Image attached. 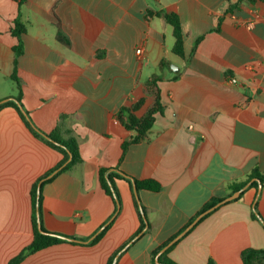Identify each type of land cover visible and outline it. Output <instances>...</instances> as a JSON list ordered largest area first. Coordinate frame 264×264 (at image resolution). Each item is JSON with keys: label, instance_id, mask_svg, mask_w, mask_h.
I'll use <instances>...</instances> for the list:
<instances>
[{"label": "crops", "instance_id": "crops-1", "mask_svg": "<svg viewBox=\"0 0 264 264\" xmlns=\"http://www.w3.org/2000/svg\"><path fill=\"white\" fill-rule=\"evenodd\" d=\"M18 1L0 0V100L16 96L10 79L15 72L33 124L50 133L64 116L62 125L77 139L81 157L43 184L44 230L90 238L114 213L98 171L117 168L161 185L158 192L138 191L147 225L116 260L151 264L152 252L210 199L224 197L230 184L253 171L264 173L263 2L23 0L19 6ZM157 11L178 16L183 58L173 53L172 27L153 14ZM18 14L25 33L14 65L17 39L10 31ZM153 75L161 78L163 113L155 115L147 138L122 156L121 145L134 132L116 113L142 99L136 115L145 114L153 100L144 83ZM61 159L13 108L0 109V264H10L31 242V187ZM115 186L120 209L97 243L55 244L18 264H107L140 226L131 186L121 179ZM256 193L247 187L202 217L167 257L176 264H243L245 249L264 251V227L252 217ZM255 210L264 220V187Z\"/></svg>", "mask_w": 264, "mask_h": 264}, {"label": "trees", "instance_id": "trees-1", "mask_svg": "<svg viewBox=\"0 0 264 264\" xmlns=\"http://www.w3.org/2000/svg\"><path fill=\"white\" fill-rule=\"evenodd\" d=\"M242 0H239L238 3H240ZM264 3V0H259ZM23 0H19L18 4L19 6L22 4ZM236 3V4H238ZM150 13V12H149ZM155 16L161 17L167 24H169L172 27L173 30V37H174V45H173V53L183 58L184 52H183V46H184V34L181 29L180 21L177 15L175 14H167L163 11H157L153 13ZM11 34L17 39V44L13 46L12 51L14 53V65H16V58L22 54L23 52V43H22V36L25 33V26L20 20V15L18 14L15 19L12 22L11 27ZM201 39H197L196 44ZM194 49V48H193ZM160 67H162V63L160 64ZM11 81L14 82L17 94L15 97L7 98V100L0 104V109L5 107H11L13 108L16 113L18 114L19 118L25 125V127L31 132L33 136L44 142L49 147L55 149L62 155L61 161L52 168L49 172H47L43 177L39 178L31 187L30 195L32 200V211H31V225L33 230V237L31 242L19 253V255L13 259L10 264H18L20 261H22L25 257L28 255H31L37 251H40L46 247L59 244V243H84L87 242L89 245H93L97 243L102 236L105 234V232L110 227L113 218L117 215L119 209H120V196L117 191V188L115 186V179H121L126 181L132 188V182L130 180V177L120 171H118L117 168L109 169V168H100L98 171V179L101 189L104 191V193L109 196L113 202L114 205V213L113 216L94 234L91 235L90 238H87L86 240H77V242H71L67 241L65 239H62L61 237L69 238L65 235L59 234V233H50L43 229L41 224V189L44 183H47L51 180L45 179L49 174H51L54 170L61 167L64 163H66L69 159V161L58 171L63 172L68 170L73 164L80 162L81 157L79 154L78 149V142L77 139L71 134V131L69 129H66L63 127L62 122L64 120V116H61L59 119V123L55 127V129L50 133H44L41 130H39L31 121L28 112L24 108L21 97H22V88L20 80L17 78L15 72L10 76ZM161 80L159 75H153L149 77L145 83H144V91L147 95L152 97V105L150 108L145 112L144 115L138 117L136 115V112L141 108L143 104V100L140 99L138 101H135L131 103L129 106H122L116 113V118L120 122V124L128 131H133L134 136L129 141H124L121 145L122 150V156L125 154L127 148L135 143H138L142 140H145L147 138L148 132L153 126L155 122V115L156 114H162L163 113V106L160 102V91L158 88V82ZM1 101V100H0ZM251 179H257L258 182L264 187V173H260L258 171H253L244 181L242 182H236L229 185V193L226 194L224 197H213L210 199L200 210L199 213L205 211L206 209L214 206L218 202H220L222 199L227 197L228 195L232 194L233 192L241 189L243 186L249 183L248 188H256L258 187V183L255 181H251ZM41 182V185L39 187V194L37 195V188L38 183ZM133 182L135 183L137 191L139 190H146L151 192H158L161 190V185L151 179H143V180H137L133 179ZM244 192V191H243ZM241 192L240 195L243 194ZM134 206L137 211L140 226L138 231L133 235L131 240H133L139 233H141L145 228V223L143 221L142 215L140 213V207L141 210L144 213V209L141 205H138L135 196H134ZM36 213L39 215V222L41 229L46 233L42 234L37 229V217ZM207 214L205 215L208 216ZM253 219H257L256 214H252ZM204 218V217H203ZM201 218L200 220H202ZM200 220L198 222H200ZM192 221V220H191ZM73 239V238H72ZM130 240V241H131ZM171 240V239H170ZM169 241L165 242L160 247L156 248L152 254H151V264H156L154 261V258L156 254L164 247ZM173 246V245H172ZM172 246H170L167 250H165L158 258V261L162 264H176L174 263L170 258L167 257V254L171 250ZM123 248L120 247L117 251H115L109 258L107 264H112L116 254L121 251ZM241 260L243 264H264V251L263 250H257V249H245L241 253ZM207 264H214L212 260H209Z\"/></svg>", "mask_w": 264, "mask_h": 264}, {"label": "water", "instance_id": "water-1", "mask_svg": "<svg viewBox=\"0 0 264 264\" xmlns=\"http://www.w3.org/2000/svg\"><path fill=\"white\" fill-rule=\"evenodd\" d=\"M7 99H4V100H1L0 101V104L1 103H3V102H5ZM68 161H69V159H68ZM67 161V162H68ZM66 162V163H67ZM66 163H64L61 167H59L58 169H56V170H54L51 174H49L47 177H45L43 180H45V179H49V178H51L54 174H56ZM130 180H131V182H132V190H133V194H134V196H135V199H136V201H137V203H138V205H140V203H139V199H138V191H137V189H136V186H135V183L133 182V178H131L130 177ZM252 181H255V182H257L258 183V187H257V193H256V197H255V200H254V202H253V204H252V210H253V212L256 214V217H257V219L260 221V223L262 224V226L264 227V220L259 216V214L256 212V210H255V203H256V201H257V198H258V196H259V193H260V191H261V188H262V185L258 182V180L257 179H251V181L250 182H252ZM41 182H42V180L38 183V188H37V195L39 194V187H40V185H41ZM248 185H249V183L248 184H246L245 186H243L241 189H239V190H237V191H235V192H233L232 194H230V195H228L227 197H225L224 199H222L220 202H218L217 204H215L214 206H212V207H210V208H208V209H206L205 211H203V212H201V213H199L180 233H178L177 235H175L164 247H162V249L156 254V256H155V258H154V261H155V263L156 264H162V263H160L159 261H158V258H159V256L165 251V250H167L170 246H172L173 244H175L177 241H179L190 229H192L196 224H197V222L202 218V217H204L205 215H207V214H209L210 212H212V211H214L216 208H218L219 206H221V205H223L224 203H226V202H229V201H232V200H235V199H237L239 196H240V194H241V192H243L247 187H248ZM140 209V213H141V215H142V218H143V221H144V223H145V225H147V221H146V218H145V215H144V213H143V211L141 210V207L139 208ZM36 217H37V229H38V231L40 232V233H42V234H46L42 229H41V226H40V222H39V215H38V213H36ZM142 234V232L141 233H139L133 240H131V241H129L126 245H125V247L121 250V251H119L117 254H116V256H115V258H114V260H113V262H112V264H116V260H117V258H118V256L120 255V253L125 249V248H127L131 243H133V241L135 240V239H137L140 235ZM62 239H65V240H67V241H71V242H77V240H75V239H72V238H65V237H61ZM86 243V242H85Z\"/></svg>", "mask_w": 264, "mask_h": 264}, {"label": "built area", "instance_id": "built-area-1", "mask_svg": "<svg viewBox=\"0 0 264 264\" xmlns=\"http://www.w3.org/2000/svg\"><path fill=\"white\" fill-rule=\"evenodd\" d=\"M249 25H250V24H249ZM136 53H137V54H140V50H137ZM231 82H232V83H236V79H231Z\"/></svg>", "mask_w": 264, "mask_h": 264}, {"label": "rangeland", "instance_id": "rangeland-1", "mask_svg": "<svg viewBox=\"0 0 264 264\" xmlns=\"http://www.w3.org/2000/svg\"><path fill=\"white\" fill-rule=\"evenodd\" d=\"M16 88V87H15ZM16 92H17V90H16Z\"/></svg>", "mask_w": 264, "mask_h": 264}]
</instances>
